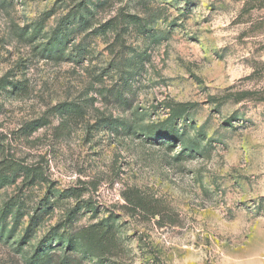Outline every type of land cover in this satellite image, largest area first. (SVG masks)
<instances>
[{
    "label": "rangeland",
    "instance_id": "374dc122",
    "mask_svg": "<svg viewBox=\"0 0 264 264\" xmlns=\"http://www.w3.org/2000/svg\"><path fill=\"white\" fill-rule=\"evenodd\" d=\"M97 3L0 0V78L17 86L0 89V264H28L46 239L59 264L69 236L86 264H264V7ZM77 12L92 28L45 57Z\"/></svg>",
    "mask_w": 264,
    "mask_h": 264
},
{
    "label": "trees",
    "instance_id": "16d2710c",
    "mask_svg": "<svg viewBox=\"0 0 264 264\" xmlns=\"http://www.w3.org/2000/svg\"><path fill=\"white\" fill-rule=\"evenodd\" d=\"M260 2V4L264 7V0H257ZM103 5L102 0H98L97 4H94V7H100ZM93 12V10H92ZM85 15V14H84ZM89 15H92L90 12ZM81 14H78V12L70 17H64L62 18L59 26L53 31L51 34L49 40L45 43L43 52H45V57H50L56 60H62L67 57V51H69V43L72 40V35H78L90 28L94 25L92 23V19L80 18ZM93 17V15L91 16ZM126 19H128V23L125 27H129V25L133 26H139L143 30L147 28L148 23H146L144 20H142L139 17H136L135 15H127L125 16ZM42 26H37L33 32L32 36L34 38L37 37V35L41 32ZM118 27V24L115 22L114 19H109L103 24H101L97 31H100L103 35H107L109 31H114ZM75 47L79 50L77 53V57L84 60L87 56V53H84L83 45L82 43L76 44ZM133 75L129 76V78H126V80L123 81L122 87H114L112 96L115 98L116 101L126 102V93H129L132 90L133 83ZM7 87H13V89H17V86L12 84L11 82H8L6 78H0V89H6ZM111 92V90H108ZM54 109L61 113H71L75 114L80 111H82V106L75 104V103H60L54 106ZM48 123L47 119H40L38 122L33 123V129L37 130L44 125ZM130 126V125H129ZM8 181V178L6 175L0 172V187L6 184ZM32 222L35 223V218H32ZM37 225V224H35ZM38 226V225H37ZM27 240V237L24 238V241ZM52 243V240H42L39 245L37 246L35 252L31 257L28 258V264H49L53 262L52 258L54 256V253L50 252L48 245ZM63 247H65L64 253L60 254L59 256V264H86L85 257H81L78 254H76V251L79 249V243L78 239L74 236H69V239L67 241V245L63 244Z\"/></svg>",
    "mask_w": 264,
    "mask_h": 264
}]
</instances>
